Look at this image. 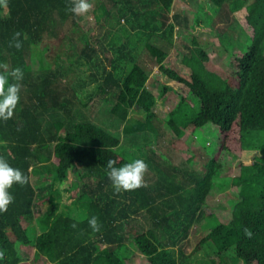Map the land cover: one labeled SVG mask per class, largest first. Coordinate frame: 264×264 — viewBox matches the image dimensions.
<instances>
[{"label": "trees", "instance_id": "obj_1", "mask_svg": "<svg viewBox=\"0 0 264 264\" xmlns=\"http://www.w3.org/2000/svg\"><path fill=\"white\" fill-rule=\"evenodd\" d=\"M211 1L216 14L227 7L226 12L234 14L231 22L239 24L235 87L205 66L208 54L195 36L191 46L184 44L186 51H179L181 65L165 64L168 53L157 41L171 45L176 30L181 34L200 24L198 18L189 24L181 12L171 13L173 0H90L104 30L97 47L80 26L79 16L69 11L71 0H8L7 8L0 7V63H7L9 71L20 67L24 72L15 115L7 122L0 120V156L30 176L28 185L10 189L14 203L0 213V250L5 251L0 264H20L21 245L34 248L31 263L44 257L53 264H126L130 244L149 264H188L183 242L204 216L205 197L215 184L234 188L235 198L228 200L227 220L212 212L205 217L201 225L208 232L199 246L211 264H264V0ZM16 31L27 37L22 36L19 50L9 47ZM46 38L59 40L48 63L38 50ZM234 44L229 39L226 49L232 50ZM142 49L169 79L188 88L164 121L153 111L157 99L147 87L148 71L139 62ZM35 55L38 64L32 68ZM66 60L69 66L64 67ZM82 70L88 73L70 86L65 77ZM90 83L94 87L80 104L86 106L94 96L111 102L100 111L122 124L128 143L133 145L135 134L142 133L146 144L136 150L122 147L117 133L78 108L79 90ZM167 89L162 86L159 93ZM162 123L178 135L189 127L193 133H215L208 150L204 143L211 137L202 141L209 158L201 169L166 164L147 147V133L157 136ZM234 124L240 148L256 155L251 162L240 163L237 175L223 177L222 143ZM175 143L179 148L183 140L177 137ZM109 159L116 160L117 167L144 160L148 186L117 193L107 176ZM69 171L76 180L68 190L78 192L72 206L62 210L55 184ZM93 216L102 225L98 232L88 224ZM245 227L251 229V238Z\"/></svg>", "mask_w": 264, "mask_h": 264}, {"label": "rangeland", "instance_id": "obj_2", "mask_svg": "<svg viewBox=\"0 0 264 264\" xmlns=\"http://www.w3.org/2000/svg\"><path fill=\"white\" fill-rule=\"evenodd\" d=\"M224 8L223 14L221 13L222 11L216 14V12H214L215 7L211 0H173L171 13L181 12L183 16L185 15L188 17L189 24H193V21L198 18L200 24L197 23L190 25L191 27L181 32V34H179V32L176 30L172 37L173 43L171 45L166 44L165 41L160 39L157 41V44L164 47L168 53V56L165 59V64L173 66L181 65L179 60L181 55L179 51H186L184 44L191 46V37L195 36L208 54V60L205 62V66L208 69L218 73L221 77L227 79L233 87L237 86L238 77L235 72V56L241 54V52L237 44H234V42L240 35V29L237 21L231 22L233 18L232 16H234V14L229 12V10L226 12L227 7ZM78 22L88 35L92 44L97 47L99 43L96 42V39L104 30H102L100 25L96 22L93 8L89 13L80 15ZM242 23L243 29L250 33V28L247 23ZM229 39H231V43L235 45L234 48L230 50L232 51L231 54L229 53L230 51L226 49L225 45ZM58 44L59 40L46 38L45 42L41 44L40 47H38V50L42 53V59L44 63L51 61V57L57 50L56 48L58 47ZM99 53L102 59L105 58L104 53L101 50ZM105 54L109 55V53ZM33 58H36V55ZM62 59L64 60V58ZM34 60L32 61V68H36L38 64V59L36 58V61ZM103 61L105 60L103 59ZM139 62L143 64L145 69L148 71L147 87L157 99L156 104L153 107V111L156 113L157 119H159V121H164L167 119L169 111L174 108L180 97L187 96L188 88L183 83L169 79L158 68V65L154 62V58H152L146 49L141 50ZM104 63H106V61ZM68 64L69 61L66 60L64 67L69 66ZM75 67L76 66L70 65L72 70H74ZM80 67H83V69L85 68L84 66H79L78 68ZM77 71H79V69H77ZM84 72L85 71L82 70L78 72V74L70 73V77H65V79L70 81V86H73L79 77H83L88 73V71L85 73ZM65 79L63 77L61 81L64 83ZM93 85L94 83L86 85L84 89L87 91L79 90L81 97L76 101L78 108L81 109L85 115L90 116V118L93 119V121L97 124L108 128L111 132L117 133L120 136V145L122 147L136 150L137 145L141 146L146 144L143 136H141L142 133L135 134L138 138H136V141L133 143V145L130 142L128 143V141L125 140L121 130L122 124H119L117 121H115L116 119L109 118L106 113L100 111V107L109 108L111 102L108 103L101 99L98 100L97 97L94 96L92 100L86 104V106H82L80 104L79 99L85 98L86 94L92 91V88L94 87ZM162 86H167L170 89H167L164 91V93L160 94L159 92ZM84 101H86V99H84ZM187 101L189 103L192 102L189 100V98ZM131 114H133V111H131ZM138 114L141 115V113ZM46 118L49 119L47 115ZM159 127L160 133L157 136H154L152 132L147 133L150 137L149 142H147V147L154 150L160 160L164 161L166 164L169 163L173 166L186 168V170L190 171L193 169V167H195V169L202 168L203 163L207 160V158H209V154L203 146H210V143L213 142L216 136L214 132L209 134L204 130H196L195 133H193L191 129L192 127H189L184 129L182 133L178 135L163 123L160 124ZM237 135V125L234 124L232 130L228 132L223 139L222 146H226V152L224 153V165L221 170V176L223 177L237 175L239 173L240 163H249L256 155V152L242 150L240 148ZM177 137H180V140H183V143L180 144L179 148H177L175 145L177 144L175 143ZM208 137H211L209 141L202 145V141L205 138L208 139ZM172 138L173 141L171 143ZM36 180V176H31L32 182H36ZM75 180L76 176L72 171H69L67 178L64 181L57 182L55 184V187L61 191V197L58 199V203L59 208L62 210L67 209V207L64 205L72 206V196L77 195V189L68 190L70 186L69 183ZM229 188L230 187L225 185L215 184L206 195L204 206L205 214L199 222L193 224L189 231L188 237L183 242V251L189 256L188 264H211L210 260L208 259L209 256L206 255L202 247L199 246L200 239L208 232V229H205L201 224L206 221L205 217L211 212L217 215L221 220L225 221L228 219V200L235 198L233 191H231V189L234 188ZM43 207L46 208L45 205ZM37 214L38 211L35 213V215ZM128 249L130 250V254L125 259L126 264H149L145 256H143V254H141L133 244L128 245ZM20 250L24 259L20 264H53L46 261L44 257H40L31 263L34 254V248L32 246L21 245ZM252 264L257 263L253 262Z\"/></svg>", "mask_w": 264, "mask_h": 264}, {"label": "clouds", "instance_id": "obj_3", "mask_svg": "<svg viewBox=\"0 0 264 264\" xmlns=\"http://www.w3.org/2000/svg\"><path fill=\"white\" fill-rule=\"evenodd\" d=\"M0 7L7 8L8 0H0ZM93 8L90 0H71V11L76 16L85 15ZM22 36L26 39V34L16 31L12 35L9 47L17 50L23 47ZM24 79L23 69L13 68L9 71L7 63H0V120L7 122L15 115L16 109L21 100V84ZM117 161L109 159L106 162L107 176L117 193L121 191H132L142 187H147L145 176L149 171L148 164L142 159H135L130 163L117 167ZM30 183V176L26 175L19 168L11 166L7 159L0 156V213H6L10 205L14 203V196L10 189L14 185L26 186ZM94 232L100 231L102 225L98 217H91L88 221ZM72 227H76L75 224ZM244 233L251 238V229L245 227ZM5 259V251L0 250V260Z\"/></svg>", "mask_w": 264, "mask_h": 264}]
</instances>
